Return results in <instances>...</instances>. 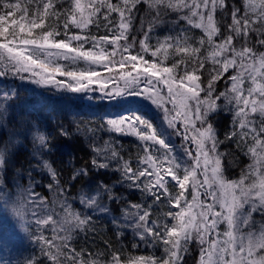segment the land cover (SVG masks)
Returning <instances> with one entry per match:
<instances>
[{
	"label": "snow or ice",
	"instance_id": "6c2138e0",
	"mask_svg": "<svg viewBox=\"0 0 264 264\" xmlns=\"http://www.w3.org/2000/svg\"><path fill=\"white\" fill-rule=\"evenodd\" d=\"M165 23L171 25L169 34L152 43ZM194 29L198 37L189 35ZM0 40V76L90 99L100 93L108 102L137 97L150 102L161 120L158 131L138 112L101 116L100 131L136 137L138 152L125 158L111 140L101 147L96 130L89 129L91 167H79L71 177L118 173L116 184L138 192L140 202L116 195L102 181L94 192L80 194L85 214L73 210L59 181L48 185L64 197L56 202L58 210L34 191L25 189L23 199L9 195L6 202L21 226L16 236L33 246L32 254L15 264H186L193 245L199 250L197 264H264V0H0ZM61 61H83L109 73L118 66L123 87L109 88L111 75L102 79L95 69L68 70ZM221 80L225 88L218 90ZM221 112L231 117L223 140L213 123ZM34 131L46 148L41 130ZM225 142L234 151H220ZM10 144L0 140V171ZM229 157L249 161L236 178L226 174L233 166ZM43 166L55 179L56 172ZM105 200L126 205L113 217L117 238L131 229L146 245L159 247L160 256L125 260L122 250L107 242V249L94 255L77 251L74 237L92 222L87 210L110 213ZM162 206L167 211L153 219V209ZM0 264L13 261L0 256Z\"/></svg>",
	"mask_w": 264,
	"mask_h": 264
},
{
	"label": "trees",
	"instance_id": "16d2710c",
	"mask_svg": "<svg viewBox=\"0 0 264 264\" xmlns=\"http://www.w3.org/2000/svg\"><path fill=\"white\" fill-rule=\"evenodd\" d=\"M135 27H137V23ZM91 30L95 34V28L93 27ZM72 31L75 32L77 30L73 29ZM103 31L101 29L100 34ZM139 35L137 36L139 37ZM0 42L3 41L0 40ZM7 78L8 75H5V78L3 77L7 83H10ZM2 84L4 83H0V86ZM113 85L120 86L116 80L109 81L108 87L111 88ZM216 86L218 90H221L223 80L217 82ZM93 87L98 88V85H93ZM6 90L9 91L10 87H7ZM12 90H14L13 93H7V98H5L4 90L0 89V115L4 117L0 120V140L7 138L12 142L9 145L10 154L6 153L4 156L3 171H0L1 181H7L10 188H26L28 184L34 185L32 189L35 190V193L47 201L49 208L56 207L57 210L58 204L56 202L64 199V197L57 196L55 191L49 190L48 185H55L59 181L61 186L67 189L65 196H67L68 202L72 204L74 210L82 214H85V209L77 202V199H79L82 192H94L101 181L109 187H113L116 195H122L131 202H140V194L138 192H129L124 187L116 184L118 173L111 171L90 172L86 178L71 179L77 168L82 166L91 167L90 160L93 142L91 139L92 133L89 129L96 130V144L104 136L97 127L101 123V113L106 110L101 98L102 94L97 93L94 98L89 99L82 94L62 91V93H56V99L49 100L47 97V105H50L51 108L47 111H40L37 95H30L28 88L16 84L13 85ZM36 90L38 91L39 89ZM44 91L51 95L50 93L53 89L44 88ZM223 115L226 118V122L230 121V114ZM219 122L221 121L219 120ZM223 122L225 123V121ZM221 124L219 126L220 135L223 134V137L221 135L219 139L223 140L227 126L222 127ZM37 127L41 130L40 133H44L46 136L48 145L46 148L38 149L35 144V137L29 134L30 129L34 133V129ZM61 129H66L68 135L61 134ZM14 132L21 133V135L13 136ZM105 140V138L102 140V144ZM18 141L20 142L15 144ZM132 143L119 144V150L125 155V158H134L138 152V149ZM230 150L233 151L230 143L221 144L220 151L228 152ZM228 159L229 161H234L231 171L227 173L231 177L234 176L233 174L240 172L243 164L241 163L242 159L238 161L232 157ZM45 163L56 172L55 179L48 172V169L43 166ZM38 165L42 168H38ZM103 203L108 204L110 213L87 210L86 214L92 217V222L86 233H79L74 237L73 246L77 251L83 249L86 255L89 253L94 255L97 252L106 250L107 244H111L113 248L122 250V257L125 260L130 257L160 256L159 247L153 248L151 245H146L138 239L131 229H126L124 235L118 239L116 235L117 226L112 221L114 216H120V210L126 205L108 202L107 200L103 201ZM164 211H167L166 206H162L160 209L154 208L153 219L162 218ZM45 234L50 236V233L46 232ZM32 252L33 246L26 242L18 253L12 255V257L8 254L6 258L12 260L13 264H15V261H23ZM190 252L194 258L191 259L189 253L186 254V264H197L198 252L192 246ZM36 254L38 255V251Z\"/></svg>",
	"mask_w": 264,
	"mask_h": 264
},
{
	"label": "rangeland",
	"instance_id": "374dc122",
	"mask_svg": "<svg viewBox=\"0 0 264 264\" xmlns=\"http://www.w3.org/2000/svg\"><path fill=\"white\" fill-rule=\"evenodd\" d=\"M83 2H87V0H83ZM229 2H238V0H229ZM217 20L220 21L222 20V17L217 15ZM168 19H171V18H168ZM183 24V22H181ZM137 27H139V22L137 21ZM145 27H147V25H145ZM170 29H171V25L169 23H165L163 25H161L159 28H157L153 34V39H152V43H155L156 39L157 38H160L162 39L165 35H168L169 32H170ZM139 33H137L138 35ZM200 31L198 29H194L192 30L189 35H193V36H196L198 37L200 35ZM86 48L88 46H85ZM60 63L64 64L65 67L68 69V70H75V71H83V70H91V69H95L96 71H98L100 73V76L102 79H105L107 78L109 75L112 76V79L111 80H116L119 82V87H123V81L119 80L117 78L118 74H122L120 72V69L118 66L114 67L113 68V71L112 73H109L107 71V69H105L103 66H97V65H92L91 68L89 67V65H87L85 62L83 61H77V63L75 65H71L69 64L68 62H65V61H61ZM166 65L169 66V63H171V58L165 62ZM130 69V66L126 67L123 71L124 72H127L129 71ZM27 76V74H25ZM3 77L5 78V76H0V83H4L0 86V89H3L4 90V95L6 93H13L14 90L13 89V85H19V86H22V87H26L28 88L29 90V94L32 95V94H35V95H42L44 97H48L49 100L50 99H56L57 95L56 93H62L63 90H60V89H56L55 87L51 86V85H37V84H34L32 83L31 81L25 79V80H21L19 76H13L11 74H8V78L7 80L10 82V83H7L5 79H3ZM57 79H60V80H64L66 81L67 78L66 77H60V76H57ZM110 80V81H111ZM4 85V86H3ZM7 87H10V90H6ZM44 88H51L53 89V91L50 93L51 95H48V93H46L44 91ZM225 88V83L223 81V86L221 87V90H223ZM36 89H39L38 91ZM6 90V91H5ZM43 94H42V93ZM41 93V94H39ZM65 94V93H64ZM203 95V94H202ZM90 99V98H89ZM126 100H128L129 102L128 103H123V102H117V101H111V102H108L106 100H103V104L106 106V110H104L101 115L102 116H113V117H118L120 116L121 114L125 113V112H128V111H131V112H138L141 116H144L146 117L148 120H150L154 126H157V130L159 131V125L161 123V120L159 119V114L156 112L154 106H152L150 104V102L148 101H140L139 98L137 97H126L124 98ZM38 105H39V109L40 111H47L48 109L51 108L50 105H47L48 104V101L47 100H43V99H39L38 100ZM70 101V100H68ZM52 102V101H51ZM71 102V101H70ZM0 110H1V107H0ZM225 113L221 112V113H218L214 116L213 118V123L217 129V132H218V136L220 137L222 135L223 137V134L220 135V123H222V127L223 126H227V131H229V126H230V121H227L226 122V118L223 117ZM4 117H2L0 115V120H2ZM219 120L221 122H219ZM225 121V123L223 122ZM166 127V124L164 125ZM168 131H171V130H168ZM226 131V132H227ZM103 135L102 136V140L105 138L106 140H111V141H114V142H118L117 146L119 148V144H123V143H132L134 144V147L136 149H138V145H139V141L136 137L134 136H130V135H121L119 133H110V132H107V131H102ZM32 137L34 136L35 137V144L37 146V148H41L40 147V142H39V139L37 138L36 136V133H32L30 132L29 133ZM41 135H44V133H40ZM224 134H225V131H224ZM45 139H46V136H45ZM102 140L101 141H98L97 144L100 145L101 147L103 146L102 144ZM171 140L173 141L174 145H175V148L177 149V151H180V141L177 140V138L175 136H172L171 137ZM128 141V142H127ZM20 141H18L17 143L15 144H18ZM12 143V142H11ZM221 146V145H220ZM49 149V148H47ZM234 151V149H233ZM227 153V152H225ZM240 160L242 159L241 163L243 164V167H245L249 161L244 158V157H240L239 158ZM233 160L231 161V163L233 164ZM233 166H230L227 170V173L229 171H231V168ZM38 168H42L40 165H38ZM37 169V171H39ZM47 169V168H46ZM226 173V174H227ZM239 173L240 172H237L235 174H233L234 176H231L230 178H236L239 176ZM31 185V187H29ZM28 184V186L26 188H10L9 187V184L7 183V181L3 182L0 180V256L4 257L5 259L6 256L9 254L11 257L12 255H15L16 253H18L22 247H23V244L26 243L27 241H24L23 243L20 242L19 238L16 236V232L17 230L21 227L17 221H16V218L12 215V211H11V208H12V205L10 202H6L8 201V197L9 195H11V199L12 200H16V199H23V197H21V193L25 191V189H27L28 191H34L32 188L34 187V185L32 184ZM38 195V194H37ZM39 196V195H38ZM77 202L79 203V199H77ZM80 204V203H79ZM28 202L25 201L24 203V211L25 213L28 212ZM74 210V209H73ZM26 219H28L29 221L31 220V217L26 215ZM256 219H260L259 216L256 217ZM34 229V228H33ZM33 229H30V231H32ZM222 229H223V226H222ZM35 231V229H34ZM193 249L195 251L198 252V257L197 259H199V250H198V246L196 245H193L192 246ZM191 252H189V257L191 259H193L194 257L191 256L190 254Z\"/></svg>",
	"mask_w": 264,
	"mask_h": 264
}]
</instances>
